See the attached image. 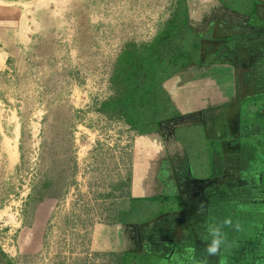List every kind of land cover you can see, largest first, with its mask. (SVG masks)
<instances>
[{
    "label": "rangeland",
    "instance_id": "obj_1",
    "mask_svg": "<svg viewBox=\"0 0 264 264\" xmlns=\"http://www.w3.org/2000/svg\"><path fill=\"white\" fill-rule=\"evenodd\" d=\"M191 3L0 0V264H118L99 242L122 227L140 134L106 106L112 79Z\"/></svg>",
    "mask_w": 264,
    "mask_h": 264
},
{
    "label": "crops",
    "instance_id": "obj_2",
    "mask_svg": "<svg viewBox=\"0 0 264 264\" xmlns=\"http://www.w3.org/2000/svg\"><path fill=\"white\" fill-rule=\"evenodd\" d=\"M188 22L200 62L164 82L176 114L139 135L129 188L138 199L178 195L185 209L107 230L100 250L264 264V0H194ZM213 227L222 243L209 254Z\"/></svg>",
    "mask_w": 264,
    "mask_h": 264
},
{
    "label": "trees",
    "instance_id": "obj_3",
    "mask_svg": "<svg viewBox=\"0 0 264 264\" xmlns=\"http://www.w3.org/2000/svg\"><path fill=\"white\" fill-rule=\"evenodd\" d=\"M180 12V10L178 11ZM201 36L189 25L188 11L177 13L166 30L150 44L121 55L112 82L114 99L107 107L139 134L158 130L162 121L176 114L164 82L192 63L200 62ZM185 209L180 196L132 198L119 221L147 223ZM168 257L149 252L121 253L118 264H165ZM167 261V260H166Z\"/></svg>",
    "mask_w": 264,
    "mask_h": 264
},
{
    "label": "clouds",
    "instance_id": "obj_4",
    "mask_svg": "<svg viewBox=\"0 0 264 264\" xmlns=\"http://www.w3.org/2000/svg\"><path fill=\"white\" fill-rule=\"evenodd\" d=\"M209 236H211V243L208 245L207 251L209 254H215L221 243H222V233L219 227H213L209 229Z\"/></svg>",
    "mask_w": 264,
    "mask_h": 264
}]
</instances>
